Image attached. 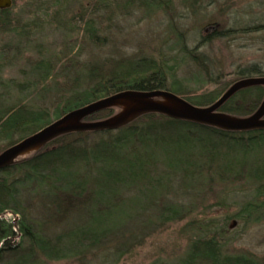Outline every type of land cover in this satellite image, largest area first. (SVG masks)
<instances>
[{
  "label": "trees",
  "instance_id": "16d2710c",
  "mask_svg": "<svg viewBox=\"0 0 264 264\" xmlns=\"http://www.w3.org/2000/svg\"><path fill=\"white\" fill-rule=\"evenodd\" d=\"M15 1L10 8L0 9V32L16 30L10 27ZM211 35L219 36L217 31ZM185 56L194 63L200 60ZM168 59L142 55L89 66L78 63V67L73 61L55 73L49 60L38 59L31 67L33 81L18 85L15 93L11 82L0 86V152L69 111L121 91L164 89L205 107L231 85L197 95L192 86L199 88L203 78H176ZM233 74L234 80L264 76L257 64L239 67ZM54 75L65 77L66 86H42L38 96L43 94L45 103L38 99L20 102L19 95ZM263 98L264 86L246 87L225 101L219 111L249 116ZM115 110L106 108L84 120H101ZM178 138L192 143L195 150L189 157L193 162L185 159L179 168L152 166L153 148L159 147L153 140ZM200 173L203 180H190ZM167 175L168 186L161 182ZM242 178L253 186L254 201L246 202L239 216L260 221L264 218V131H224L150 113L115 131L60 135L33 155L0 169V264H107L111 259L115 264L134 246L145 213L156 209L155 218L161 223L184 218V207L165 199L175 182L190 199L195 188L210 180ZM203 230L196 232L177 260L152 264H264V257L229 253L218 231Z\"/></svg>",
  "mask_w": 264,
  "mask_h": 264
},
{
  "label": "rangeland",
  "instance_id": "374dc122",
  "mask_svg": "<svg viewBox=\"0 0 264 264\" xmlns=\"http://www.w3.org/2000/svg\"><path fill=\"white\" fill-rule=\"evenodd\" d=\"M10 16V27L16 30L0 32V86L11 82L14 93L18 85L34 80L31 67L42 58L51 62L53 73L73 61L78 67V63L89 66L120 57L175 58V62H166L174 67L176 78H203L199 88L192 86L197 95L217 92L235 82L233 73L239 67L257 64L264 74V0H16ZM216 31L219 36L212 37ZM185 55L200 60L194 63ZM65 79L54 75L19 95L20 102L41 100L43 94L38 95L42 86L61 88L66 86ZM155 142L159 147L153 148L152 166L179 168L185 159L193 162L189 152L195 148L190 141L178 138ZM168 178L161 180L166 186ZM203 178L200 173L190 180ZM208 182L195 188L190 199L175 182L165 199L182 205L184 218L161 223L155 218L156 209L145 213L134 246L115 264L171 263L186 252L189 241L201 229L207 228L221 234L229 253L263 258L264 218L252 221L239 216L244 204L254 201L253 186L245 178Z\"/></svg>",
  "mask_w": 264,
  "mask_h": 264
},
{
  "label": "water",
  "instance_id": "95a60500",
  "mask_svg": "<svg viewBox=\"0 0 264 264\" xmlns=\"http://www.w3.org/2000/svg\"><path fill=\"white\" fill-rule=\"evenodd\" d=\"M12 6V0H0V9ZM264 86V76L247 77L233 82L220 97L208 106L194 105L164 89L150 91L125 90L76 108L41 128L34 134L0 152V169L16 162L22 153L37 151L60 135L78 132L115 131L145 114H159L174 120L211 126L224 131H264V98L249 116L236 117L219 111L221 105L239 90ZM119 110L107 118L85 121L84 118L106 108Z\"/></svg>",
  "mask_w": 264,
  "mask_h": 264
},
{
  "label": "bare ground",
  "instance_id": "6f19581e",
  "mask_svg": "<svg viewBox=\"0 0 264 264\" xmlns=\"http://www.w3.org/2000/svg\"><path fill=\"white\" fill-rule=\"evenodd\" d=\"M33 151H34V149L33 150L30 149V150L25 151L24 153L21 154L20 158L21 157H26L28 154L32 153Z\"/></svg>",
  "mask_w": 264,
  "mask_h": 264
}]
</instances>
